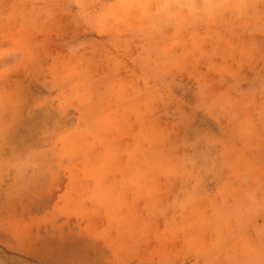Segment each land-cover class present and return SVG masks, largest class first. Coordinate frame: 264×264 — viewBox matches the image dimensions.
I'll list each match as a JSON object with an SVG mask.
<instances>
[{"label": "rangeland", "instance_id": "rangeland-1", "mask_svg": "<svg viewBox=\"0 0 264 264\" xmlns=\"http://www.w3.org/2000/svg\"><path fill=\"white\" fill-rule=\"evenodd\" d=\"M176 23L195 70L155 62ZM157 104L166 119L190 114L207 182L233 168L264 196V0H0V264L189 263L179 251L194 241L147 233L177 236L183 215L199 227L195 209L150 200L155 181L140 191L139 175L108 176L147 146L132 141L167 136ZM145 107L146 119L123 118ZM163 141L151 150L166 153ZM141 166L154 176L168 164ZM162 178L192 186L172 169Z\"/></svg>", "mask_w": 264, "mask_h": 264}, {"label": "crops", "instance_id": "crops-1", "mask_svg": "<svg viewBox=\"0 0 264 264\" xmlns=\"http://www.w3.org/2000/svg\"><path fill=\"white\" fill-rule=\"evenodd\" d=\"M179 25V23H176L169 28V31L173 33L171 39L160 41L163 54L155 62H157L156 64H162L174 55L177 64H187L185 66L195 70L197 67L195 57L192 59L193 55L190 53L184 54L181 52L184 42L180 40L181 31ZM227 26L229 25L224 26V28H227ZM223 31L225 32V29ZM231 45L233 43L228 44V46ZM205 75L204 81H212L221 77L222 73L209 72ZM223 78H220V80L222 81ZM213 84L215 85L216 82ZM222 88L214 90L219 92ZM157 101H159L158 97ZM220 108L223 110L222 106ZM159 111L160 107L157 104L155 130L158 134H167V136L163 137V139L161 137V139H135L132 141L133 145L139 144L141 146L143 144L145 146L147 143V146L144 149L140 148L135 151L136 155L130 158L134 161L130 167L127 166L125 170L120 167L118 171L115 170L109 173L108 176L111 178L122 175L123 172L126 176L128 174L131 176L139 175L142 178V182H138L136 188L140 191H147L148 187L153 185L147 182L155 181V185L159 188L149 197L150 200H161V202H164V200L172 199V201L176 200V202L181 201L188 211L191 208L195 209L198 224L201 226H193L190 220L185 219L186 215H183L184 219L180 218L178 221L174 217L171 220L173 224L175 222L181 224V234L177 233L176 236V233L169 235L167 232L151 230L147 233V236L156 241H165L172 238L178 241L184 238L189 243L194 241L196 247L202 248L187 252H184V250L179 251L180 256H183L184 253L187 254L189 257L188 264H264V196L255 194L253 185L245 183L243 175L234 173L233 168H227V175L222 180L220 179L221 182L213 184L207 182L212 175L205 172V168L207 164L211 163L208 162L207 156L209 155L203 149L201 142H199L200 139H195L191 135L190 127L187 128L186 121L190 119V114L180 112L174 118L166 119L163 114L162 117L160 116ZM139 112V115L134 113L126 114L123 118L126 120L138 119V121L147 118V107ZM165 119L174 128V133L171 132V127H166L167 129L164 130ZM251 121H253V125L256 122L252 118ZM141 126L145 127L146 125L142 124ZM169 132L171 133L169 134ZM160 140H164L161 145L167 147L168 151L166 153L164 150L159 152L151 150L153 149L152 145L158 146ZM232 149L234 151L238 150L239 146H234ZM128 158L127 155L124 157L125 160ZM114 159H116V156ZM148 159H154L156 162H166L168 167L167 169H161L162 171L154 176L150 175L149 169L141 166L142 161L147 163ZM252 159H256V156H252ZM156 166L158 165L156 164ZM170 169H172V174L177 177L180 175L182 177L185 175L192 176V179L188 182L192 184L191 188L179 187L178 178V181L173 184H162L159 182V180H163V175L169 174ZM197 174L203 175V182L199 184L194 182ZM183 195H185L183 199L186 200H182ZM133 201L135 203L142 202L141 200ZM160 222L157 221L158 224ZM163 224H165L164 221ZM139 233L141 236L146 235L144 232ZM196 241H201L202 244L199 245ZM156 245L162 246V250L165 247L163 243L157 242Z\"/></svg>", "mask_w": 264, "mask_h": 264}, {"label": "bare ground", "instance_id": "bare-ground-1", "mask_svg": "<svg viewBox=\"0 0 264 264\" xmlns=\"http://www.w3.org/2000/svg\"><path fill=\"white\" fill-rule=\"evenodd\" d=\"M32 33H33V32H32ZM37 34H38V33H37ZM89 81H90V80H89ZM125 192H126V191H125ZM224 228H225V227H224ZM241 233H242V232H241ZM243 234H244V233H243ZM237 236H238V235H237ZM242 240H243V239H242ZM242 240H241V241H242ZM235 241H236V240H235ZM238 242H239V241H238ZM251 246H252V245H251ZM245 249H246V248H245ZM255 250H256V249H255ZM255 250H254V251H255ZM246 252H247V251H246ZM238 253H239V252H238ZM247 254H248V253H247ZM256 255H257V254H256ZM246 259H247V258H246Z\"/></svg>", "mask_w": 264, "mask_h": 264}]
</instances>
